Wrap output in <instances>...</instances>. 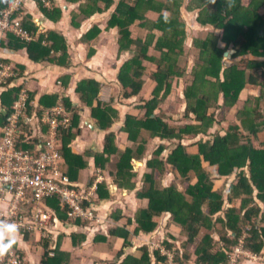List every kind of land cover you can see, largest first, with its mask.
I'll list each match as a JSON object with an SVG mask.
<instances>
[{
  "label": "trees",
  "instance_id": "trees-1",
  "mask_svg": "<svg viewBox=\"0 0 264 264\" xmlns=\"http://www.w3.org/2000/svg\"><path fill=\"white\" fill-rule=\"evenodd\" d=\"M10 1L0 0V8L7 7ZM37 1L40 10L53 19L52 12L43 6L41 0ZM70 1L81 2L79 10L88 18L109 10L117 3V0ZM186 1L119 0L109 21V26L119 29L121 51L132 53L131 59L126 61L118 74L125 97L138 96L147 86L149 80L144 77L148 66L145 62L156 65L158 69L152 76L157 83L152 90L153 96L145 104L138 102L130 105L147 109L145 115L123 113L114 106V102L104 104L99 101L101 84L98 81L85 80L79 84L81 99L92 107V115L99 126L111 129L120 120L119 129L128 133V139L133 144L121 147L118 143L119 130L112 131L107 134L105 151L89 152L88 155L93 156V160H90L84 154L73 151L70 145L74 137L71 124L61 129L60 148L67 173L82 186H87L92 180H78L81 170L88 168L92 161L96 171H110L120 187L136 191L139 199L148 200V205L140 208L136 218L129 219L130 223L137 224L136 233L152 234L159 226L157 218L168 215L167 228L176 226L181 229L180 237L169 234L172 240L165 241L169 249L178 246V263L227 264L233 248L240 244L244 233L247 234L245 248L255 254H264V142L259 147L254 142L264 131V0ZM186 9L195 12L196 26H199L201 34L202 31L208 32L206 37L189 33L188 21L182 19ZM155 14H159L157 20L152 19ZM21 24L29 32L38 31L31 16H25ZM135 24H138L141 32H149L148 37L140 35L134 39L132 28ZM99 32L98 27H93L85 39L91 40ZM8 38V48H26L35 62L49 60L58 65L66 63L67 44L63 37L53 31L41 34L33 42L23 41L14 35ZM190 39L192 48L197 50L191 72L187 48ZM61 50H66V53L58 58L52 57V53ZM152 50L158 54H151ZM229 50L233 51L231 61L224 57ZM182 59L188 61L184 68L180 65ZM21 69L23 67L20 65L15 67L18 76L11 80L10 86L2 87L7 89L3 92L4 110H0L1 127L12 110L13 100L26 87L13 85ZM188 75L192 76V80ZM175 77L185 78L186 84L185 115L176 119L181 123L186 122L181 126L173 125L170 121L172 116L169 117L162 109V103L172 91V79ZM248 88L259 93H250L240 108L238 115L241 125H229L226 132L220 129L211 132L216 122V112L211 109L214 106H234ZM56 98L48 95L40 101L47 107L55 105ZM29 100H32L30 94ZM95 100H98L96 105ZM64 103L71 109L69 100H64ZM72 120L75 123L77 115ZM27 125L25 122L26 129ZM187 134H205L208 138H201L197 142L199 150L191 151L183 143ZM39 136L20 138L18 147L37 151V145L44 141L43 136ZM152 138L159 139L161 146L154 157L147 161L151 171L144 173L140 184L136 179L138 171L134 161L147 157ZM176 140H180L178 145L167 157L162 156L163 151L169 149L167 141L175 145ZM205 163L217 166V173L209 171ZM168 172L173 178L170 185L165 184ZM95 176L96 173L92 178ZM219 181L223 183L216 187ZM97 192L101 200L111 199L109 181H103ZM47 204L55 210L56 215L64 219L67 217V210L61 208L57 197L47 199ZM123 212L119 210L121 215ZM122 231L120 235L128 239L130 232ZM182 236H185L184 240H181ZM25 238L31 239L30 234H26ZM194 245L197 246L196 253L191 251ZM44 246L46 264L68 262V255L61 252L59 246L52 258L48 257V242ZM7 248L19 253L9 246ZM142 250L141 258L130 256L125 264H155L153 252L158 263L167 264L168 258L161 250L152 251L149 246Z\"/></svg>",
  "mask_w": 264,
  "mask_h": 264
},
{
  "label": "crops",
  "instance_id": "crops-1",
  "mask_svg": "<svg viewBox=\"0 0 264 264\" xmlns=\"http://www.w3.org/2000/svg\"><path fill=\"white\" fill-rule=\"evenodd\" d=\"M12 1H10L9 5ZM49 1L51 7L47 6L42 0L41 3L50 13L52 12V15H54L53 19L48 18L40 10L37 0H20V10L16 15L21 21L25 16H31L38 27L40 35L53 31L64 38L67 44L66 63L64 65H58L49 60L35 62L29 57L26 48L20 50L8 48V36L11 34H5L0 31V63H7L16 68L18 65L22 66L23 69L19 70L21 74L18 79H15L13 85H25L30 96L32 95L29 112L34 122L36 120V124L30 122L27 125L28 130L30 129L31 138L40 137L39 135H41L45 139L47 125L41 119V107L44 103L40 100L42 98L44 100L48 95H53L57 97L56 104L60 101L65 105L64 100H69L71 109L65 106L71 111L72 118L77 115L75 123L71 118V130L74 133V137L70 145L75 153L84 154V157L93 160V156L88 155L89 152H104L107 134L118 130V143L120 146H131L133 142L128 139V133L119 129L121 128L120 120H117L111 129H104L99 126L97 119L92 115V107L81 99L82 94L79 91V84L82 81L95 80L101 85L103 84V86L106 85L104 88L107 89V92H99L98 95V99L102 103L114 102V106L123 113H126V108L123 110L125 103L129 106L138 104V100L134 99L136 96L130 97L132 100H128L125 97L123 86L120 87L116 83L117 81L119 82V75H115L113 82L111 80L113 79V76H111L113 74H111L109 62L111 61V64L115 63V59L118 58V52L125 58V62L132 57L131 52L121 51L119 29L109 26V21L119 0L109 10L95 13L89 18L83 16L81 10H79L81 2L73 3L70 0ZM83 3H85L84 0ZM93 27H98L100 32L91 40L85 39V35ZM135 27L137 28L138 24L133 26L132 31ZM64 53H66V50H61L52 53V57L58 58ZM6 89L0 87V110H4L2 100H4L3 92ZM116 93L118 96H115ZM48 100L50 99L46 101ZM97 101H94V105L97 104ZM135 108L137 109L138 107H130L129 112L138 115V112L134 110ZM154 147L151 145V148ZM146 159L148 158L145 157ZM91 162L88 168L81 170L80 179L78 180L89 181L90 178L92 180L95 179L96 176L94 178L92 176L96 173V167ZM104 174L106 181H109L112 198L101 200L99 197L97 203H95V209L104 217V222L95 224L82 220H71L66 215L64 219L55 214L52 229L48 232L47 237L35 232L29 233L31 239L26 240L19 233L4 230L2 228V217L0 216V243L2 242L11 247V249L18 250L26 264H46L44 262V253L46 251L44 245L46 242H48V249L51 246L54 249L59 246L60 251L68 255L66 259L68 264H125L130 256L141 258L143 247H151L148 245L149 242L154 241L160 235V232H153L150 235L144 232L136 233L137 224L130 223L129 219L126 224L124 223L126 217H133L134 215L126 212L121 215L119 210H123L124 199L128 200V202L133 197L137 199L136 191L124 188V195L130 196L131 199L124 198L122 200L116 198L117 193L112 189V186L114 188H120V186L116 183L110 171L107 170ZM140 201L143 200L140 199ZM123 229L130 232L128 239L120 235L119 232H123ZM152 254L153 262L161 264L162 262H156L158 258L154 252ZM258 255L264 257V254ZM48 257L52 258L51 256ZM239 264H264V259L260 258L257 262L242 259Z\"/></svg>",
  "mask_w": 264,
  "mask_h": 264
},
{
  "label": "built area",
  "instance_id": "built-area-1",
  "mask_svg": "<svg viewBox=\"0 0 264 264\" xmlns=\"http://www.w3.org/2000/svg\"><path fill=\"white\" fill-rule=\"evenodd\" d=\"M50 6L49 0H42ZM20 0H13L10 5L0 8V31L14 35L26 42L37 41L40 34L24 29L17 17ZM14 66L0 63V87L10 86L11 80L18 76ZM29 93L26 88L19 91L13 100L12 110L7 114L6 122L0 131V216L2 228L7 232L26 234L39 232L47 237L52 229L55 210L47 204V199L57 197L62 209L67 210L71 220L89 223H102L104 217L95 209L99 198L100 184L106 180L105 174L97 169L96 177L87 186L74 181L67 173V165L61 152L60 137L62 127L72 123L71 111L59 101L52 107H41V119L47 125L44 141L37 145L35 152L18 147L22 137L31 138L30 129L25 122L36 124L29 112ZM36 131V130H35ZM4 244V243H0ZM55 249H48L49 256H54ZM169 264H182L176 260L172 251L162 250ZM251 257L259 260L255 254L240 243L233 248L227 264L239 263ZM0 264H26L23 257L15 251L0 249ZM184 264V263H183Z\"/></svg>",
  "mask_w": 264,
  "mask_h": 264
},
{
  "label": "rangeland",
  "instance_id": "rangeland-1",
  "mask_svg": "<svg viewBox=\"0 0 264 264\" xmlns=\"http://www.w3.org/2000/svg\"><path fill=\"white\" fill-rule=\"evenodd\" d=\"M186 2L190 3V0H187ZM152 17H153L152 18L153 20H157L159 18V14H155ZM195 17H196L195 12H190L187 9L184 10V14L182 15V19L184 18L186 21H188L187 30L192 35H195V36L198 35V36L206 37L208 35V32L207 31H202V34L200 33V30L198 29L199 26L198 25L196 26V23H195V20H196ZM132 32H133L132 37L134 39L138 38L140 35H143L145 37H148V35H149V32H146V31L145 32H141L138 27L137 28L135 27ZM187 48H188V51H189V58H190V63H191L190 72H191L192 63H193V66H194V60H195L194 55L197 53V50L192 48V40L191 39H190V42L188 43V47ZM227 52H229L228 55L226 57L225 56L224 57L225 58H229V60H230L231 53H233V51L229 50ZM151 54H158V52L155 53V51L152 50ZM128 59H131V58H128ZM125 63H126L125 62V58L122 56V54L120 52H118V58L115 59V63L111 64V61L109 62V65H111V67H110L111 74H113V75H111V76H113V79H111L112 82H113V80L115 78V75L116 74L118 75L121 72L122 67L124 66ZM145 64L148 66V71L145 74L146 76L144 78L149 80V82L147 83V86L145 87L143 93H141L140 95H138L136 97L134 96L135 97L134 99H136V100H138V102H140L139 104H145V101L153 96L152 90L154 89V87L157 86V83L152 79L153 74H155L158 71L156 65L151 64L149 62H145ZM180 65L183 68L186 67L188 65L187 59H185V60L182 59ZM188 77H189L190 80H192V76L188 75ZM116 83H118L120 85V87H122L121 83H119L118 81ZM172 85H173L172 86V91L169 93V95L166 98L165 102L162 103V105H163L162 109L169 117H171V116L175 117V119H173L172 117L170 119V121H171V123H173V125L181 126V124H185L186 122L181 123L179 120H176V119H178L179 117L185 115V111H184L186 109L185 108L186 107V100L184 98V90H185V85H186L185 84V78L175 77L174 79H172ZM104 87H106V85L105 86H103V84L100 85V91H99L100 93L101 92H104V93L107 92V89L104 88ZM119 90H120V88H119ZM117 91H115V92H117ZM250 93H251V95H256L259 92H258V90H255V89L251 90V89L248 88V89L243 91V93L241 95V98H240V101L237 102V104H235L234 106H232V107H228V106L217 107V106H214L211 110L216 112L215 113L216 114V122H215L214 126L210 129V131L211 132H215L216 130L220 129L221 131L226 132V129H227V127L229 125H232V124H235V123L241 125V121H240L238 113H239L240 108L245 103V100H246L247 96ZM120 94H122V93H120ZM115 96H118V94L116 93ZM112 98H113V96H112ZM127 99L128 100H132V98H127ZM220 103H222V102H220ZM125 104L126 105L124 106L123 110L126 108L125 112H129L130 111L129 110L130 106L127 105V103H125ZM134 110H135V112L136 111L138 112V116L145 115V113L147 111V109H145V108H137V109L135 108ZM188 122H193V121H188ZM241 129H242V127H241ZM147 137L149 138L151 136L147 135ZM201 138H208V135L201 134V135L195 136L194 134H187V135H185V138L183 139V143L186 144L188 146V148H190L191 151H198L199 150V146H198L197 142ZM167 142H168L167 144H170V146L168 147L169 149H167L166 151H163L162 156H164V157H167L170 154V152L173 150V148L178 145L180 140H176L175 145H174L173 142H169V141H167ZM254 142L256 144V147L261 146V144L264 142V131L260 133L259 138L256 141H254ZM160 143H161V141H157V139L152 138L151 139V145H153V147L154 146L155 147L154 148H150L149 152L147 153V158L148 159L145 160V158H143V159H141L142 161L140 159H136L134 161V165L136 167V170L138 171V175H137L136 179H137V181L140 182V184H141V180H142V177H143L144 173L147 172V171H151V168L148 166L147 160L149 161V159H152L154 157V153L161 146ZM138 160H140V161H138ZM205 166H206V168L209 171H211L213 173H217V171H218L217 170L218 169L217 166H212L209 163H205ZM172 181H173V178L170 176V174L168 172V175H167L166 180H165V184L166 185H170L172 183ZM222 183H223L222 181L217 182V186L216 187H220L222 185ZM112 189H114V191L117 193L116 198L122 199V200L124 198H130L131 199L130 196L127 197V196L124 195L123 187L114 188L112 186ZM135 194L137 195L136 192H135ZM147 205H148V200L140 201V199L138 197H137V199H135L133 197L132 200H129V202H128V200H125V199L123 200V204H122L123 208L122 209L127 214L134 215L133 218H136L140 208L146 207ZM114 211H116V210H114ZM130 218H132V217L131 216L126 217L125 220H124V223L126 224L128 219H130ZM157 221H158L159 226H158V228H157V230L155 232H160V235L158 237H156L154 241L149 242L148 245L151 246L152 251H156L157 249L162 251L164 249V250H166V252L172 251L176 255V250H177L178 246L175 245L173 247V249H169L166 246L165 241L166 240L167 241L168 240L169 241L172 240V237L169 236V234H173L174 237H180L181 229L176 227V226H172L169 229L167 228L168 226L166 224L168 222V215L164 216V218H163V216L157 218ZM216 237H217V235H216ZM245 237H247L246 233H244V235L241 237V240H240V243H242L243 245H245V243H244L245 242L244 241ZM184 239H185V236H182L181 240H184ZM183 243H182V246H183ZM196 249H197V246L194 245L191 248V251L193 253H196ZM162 254L166 256V254H164L163 251H162ZM176 258H177V256H176ZM246 259H247V261H252V262L253 261L257 262L258 261V260L251 259V257H246ZM193 261H194V259H193ZM239 263H236V264H239ZM161 264H164V263H161ZM167 264H169L168 261H167Z\"/></svg>",
  "mask_w": 264,
  "mask_h": 264
},
{
  "label": "clouds",
  "instance_id": "clouds-1",
  "mask_svg": "<svg viewBox=\"0 0 264 264\" xmlns=\"http://www.w3.org/2000/svg\"><path fill=\"white\" fill-rule=\"evenodd\" d=\"M104 181H106V180H104ZM9 243H10V241H9ZM8 245L7 244H0V249H2V248H6ZM184 264H188V263H184ZM192 264H196V263H192Z\"/></svg>",
  "mask_w": 264,
  "mask_h": 264
},
{
  "label": "water",
  "instance_id": "water-1",
  "mask_svg": "<svg viewBox=\"0 0 264 264\" xmlns=\"http://www.w3.org/2000/svg\"><path fill=\"white\" fill-rule=\"evenodd\" d=\"M229 52H225L224 56L226 57L228 55Z\"/></svg>",
  "mask_w": 264,
  "mask_h": 264
}]
</instances>
